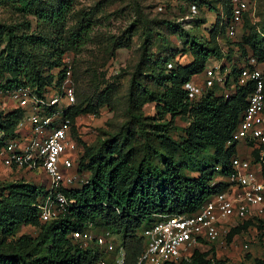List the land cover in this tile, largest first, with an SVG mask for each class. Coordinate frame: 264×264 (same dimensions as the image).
Returning <instances> with one entry per match:
<instances>
[{
  "label": "rangeland",
  "instance_id": "374dc122",
  "mask_svg": "<svg viewBox=\"0 0 264 264\" xmlns=\"http://www.w3.org/2000/svg\"><path fill=\"white\" fill-rule=\"evenodd\" d=\"M63 1L71 3L70 13L63 22H51L39 20L35 13H26L16 0H0V53L6 50L9 39L5 28L14 27L15 34L22 37L21 54L27 66L36 60L41 69L51 75H57L63 67H71L77 105L81 92L87 89L85 79L91 80L92 88L96 90L92 92L89 105L84 103L79 107L80 113L71 124L70 142L75 145V154L79 153L78 157H81L86 148L97 153L104 146L110 147L117 142L113 143V149L130 152L128 158L134 167L143 158L162 166L161 160L166 155L180 163L187 175H199L202 167L213 162L214 150L205 148L185 154L178 145L187 139L191 106L185 112L179 109L173 115L162 103L159 105L158 101L152 100L145 89L160 93L170 88L172 72L195 60L198 42L218 47L222 53L221 57L213 56L208 61V65L218 66L222 76L215 95L227 98L234 94L239 77L233 68L238 70L250 62L257 65L263 62L258 60L255 48L261 44L264 34V0H249V11L240 23L234 24V35L227 32L231 26L229 20L224 22L228 14L225 0H38L33 6L35 12H39L57 7ZM139 16L143 23L131 31ZM88 19L92 28L85 44L79 46L74 35ZM146 26L150 27L152 35L149 45L145 44ZM28 34L40 36L48 44L29 42L23 38ZM59 38L64 44L59 43ZM58 48H64L66 52L62 65L53 67L51 62L57 59ZM14 52V55L19 54L16 47ZM5 60L7 52L0 58V70H5L2 68ZM169 62L172 65H168ZM2 75L6 78L13 73L4 71ZM204 82L203 76L193 74L180 86L186 89L188 84L198 86ZM207 90L205 88L203 93ZM16 108L15 103L0 97V114L4 116ZM157 124L161 126L157 127ZM24 136L31 140L32 132L25 130ZM236 141L237 149L248 154L247 149H243L244 142ZM253 169L264 177L262 164L254 165ZM89 177V171L79 174L73 186L80 187ZM218 180L225 182L228 178L219 176ZM49 182L48 173L40 167L34 171L0 168V198L9 193L11 184L30 183L44 189ZM254 222L231 240L227 233L219 241L199 243L197 247L204 251L214 248L217 258L225 259L227 264H255L257 259L264 260V221ZM92 230L102 233L101 228ZM22 236H27L31 242L30 254L45 252L39 245L42 238L39 224H21L13 235L0 234V251L11 252ZM112 237L116 250L104 255L110 262L120 255L117 247L121 243L120 235ZM192 253L189 249L183 255Z\"/></svg>",
  "mask_w": 264,
  "mask_h": 264
},
{
  "label": "trees",
  "instance_id": "16d2710c",
  "mask_svg": "<svg viewBox=\"0 0 264 264\" xmlns=\"http://www.w3.org/2000/svg\"><path fill=\"white\" fill-rule=\"evenodd\" d=\"M37 1L16 0L26 13H35L39 20L45 19L51 22L65 21L72 9L69 1H63L50 10L35 12L33 5ZM224 3L225 8H228L224 22L229 20L232 25L231 5L229 0H225ZM142 23L143 20L139 16L134 20L130 30H135L137 25ZM90 28L92 24L88 19L87 23L82 25L80 32L74 35L79 46L85 44ZM5 29L9 39L6 50L0 53V58L4 52H7V60L3 62L2 68L5 69L4 71L12 72L13 76L5 78L2 75L4 71L0 70V88L30 85L36 88L39 94H43L51 88L58 87L62 83L66 67H63L57 75H51L45 73L36 60H32L30 66H27L21 54L22 37L15 34L14 27L7 26ZM227 32L229 34V31ZM144 33L145 44L149 45L152 42L150 27L146 26ZM23 38L33 43L48 44L47 40L34 34H28ZM59 39V43L64 44L63 39ZM196 44L199 47L198 55L189 65L172 72L170 80L173 85L170 88L160 93L147 88L145 91L152 100L158 101L159 105L162 103L173 115L179 109L185 112L188 106H191V125L186 129L187 139L178 145L185 154L212 148L213 162L202 167L199 175L189 176L183 171L180 163H176L166 155L161 160L162 166L153 165L147 158H143L134 167L128 158L130 152L123 153L122 150L113 149V143L115 145L117 142H113L110 147L104 146L97 153H93L92 148H86L81 157L76 153L74 159L78 172L83 174L89 171L90 177L80 187L65 190L69 197L76 200V203L59 218L47 222H42L40 219L37 204L40 197L45 194V188L30 183L11 184L9 193L0 198V234L13 235L21 224H39L42 229L39 245L44 247L45 251L42 255L33 256L29 252L31 248L29 238L22 236L11 252L0 251V264H96L105 255L101 249L93 245L85 246L72 237L73 231L87 228L98 230L101 228V232L108 231L110 234L120 235L121 243L117 250L124 248L125 264H138L145 246L142 233L146 227L151 226L162 215L196 212L209 198L226 188L227 183L218 180V177L230 173L231 160L239 155L238 143L233 137L254 85L251 83L242 85L237 78L239 83L237 90L227 98L215 95L219 82L208 88L200 98L191 96L187 89L181 88L182 84L186 83L193 74L201 75L211 57L222 56L218 47H208L198 42ZM14 47L19 54L14 55ZM255 50L258 60L263 61L261 65L264 66V34L261 44ZM65 52L64 48L58 50L57 59L51 62L53 67L62 65ZM168 65L172 63L169 62ZM232 71L237 72L239 77L241 69L237 70L234 67ZM85 80L87 89L81 92L79 106L76 102L67 111L71 122L80 113L79 107L84 103L89 105L93 91L96 90L92 88L93 83L89 78ZM25 113L22 108L17 107L4 116L0 114V147L20 135L19 122L24 118ZM160 126L157 124V127ZM253 156L254 161L259 160V148L253 150ZM217 166L219 169L216 168ZM262 166L264 169V162ZM254 221L264 220L258 217L246 219L244 223L231 229L227 235L229 240L236 233L254 225ZM108 263L114 264V261ZM166 264H227V261L217 258L212 248L206 251L196 249L188 258L176 262L168 261ZM255 264H264V260L257 259Z\"/></svg>",
  "mask_w": 264,
  "mask_h": 264
},
{
  "label": "built area",
  "instance_id": "2783aa9c",
  "mask_svg": "<svg viewBox=\"0 0 264 264\" xmlns=\"http://www.w3.org/2000/svg\"><path fill=\"white\" fill-rule=\"evenodd\" d=\"M229 3L233 19L229 33L234 35V24L243 20L250 4L249 0H229ZM198 76L205 78L203 85L186 86L191 96L196 98L202 96L205 88L222 81L218 66L207 64ZM239 81L242 85H254L234 133L236 140L244 142L243 149H247L248 154L240 151L232 158L231 171L225 176L228 178L226 188L209 198L196 212L162 215L146 227L142 233L145 246L138 264H166L188 258L193 253L183 255L185 250H202L197 247L199 243L221 240L237 222L264 218V177L253 169L254 165L261 166L264 162V66L250 62L241 68ZM0 97L4 101H12L26 112L19 122L20 135L0 147V168L45 169L50 182L37 204L39 216L42 222L59 218L76 203L65 190L74 187L80 174L74 159L75 145L70 142L72 122L67 116V111L76 101L71 67L66 68L62 83L51 91L39 94L30 85H18L0 88ZM25 130L32 132L31 140L24 136ZM255 148L260 149L258 161H254ZM112 236L108 231L97 233L90 228L72 232L75 240L85 246L92 244L103 254L116 250ZM119 250L120 255L114 264H125L124 248ZM105 259L103 255L100 264H107Z\"/></svg>",
  "mask_w": 264,
  "mask_h": 264
}]
</instances>
